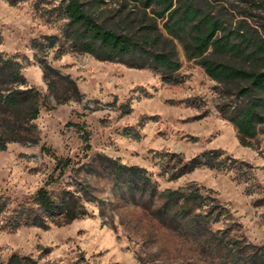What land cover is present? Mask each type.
Segmentation results:
<instances>
[{"label":"rangeland","instance_id":"obj_1","mask_svg":"<svg viewBox=\"0 0 264 264\" xmlns=\"http://www.w3.org/2000/svg\"><path fill=\"white\" fill-rule=\"evenodd\" d=\"M196 2L220 12L234 26L241 23L264 42V0L259 5L248 0ZM36 3L10 6L0 0V52L17 56L28 84L49 96L42 57H36L31 43L59 35L63 21L54 11L41 15L59 6V0H43L39 8ZM99 7L101 21L108 24L118 14H136L142 8L124 0H100ZM177 50L181 84L87 54L68 53L56 60L55 51L48 52L47 62L63 77L57 79L60 94L70 88L69 81L79 94L66 104L48 97L34 122L37 144L11 143L0 150V195L10 201V211L37 210L35 197L42 188L56 202L72 195L78 218L69 222L59 214L48 228L12 232L4 226L10 213L5 214L0 220V264H263L264 125L250 147L242 146L222 113L225 106L242 102L236 89L212 80L188 61L181 45ZM42 146L49 151L42 152ZM216 150L227 164H245L243 170L201 167L170 179L177 160L170 164V156L189 161ZM56 158L69 160L64 170ZM109 159L144 169L150 186L131 190ZM190 184L225 212L218 222L215 215L202 217L200 232L190 223L203 210L199 204L191 207L192 214L185 213L183 201L165 207L161 195Z\"/></svg>","mask_w":264,"mask_h":264},{"label":"trees","instance_id":"obj_2","mask_svg":"<svg viewBox=\"0 0 264 264\" xmlns=\"http://www.w3.org/2000/svg\"><path fill=\"white\" fill-rule=\"evenodd\" d=\"M10 6H17L28 0H5ZM54 10H42V17L51 11L63 21L59 35L44 36L31 43L36 57H42L44 79L49 96H43L28 84L23 74L24 65L17 56L0 52V150L6 151L11 143H38L37 126L34 123L45 106L48 97H54L58 104L75 100L79 90L73 81L64 93L58 91L57 79L60 72L47 62V54L55 51L54 59L60 60L68 53L87 54L101 62L120 63L130 69L150 70L161 76L168 84H181L178 75L182 64L177 46L181 45L188 61H194L214 81L236 89L242 102L228 105L222 113L237 130L242 146L250 147L264 125V42L241 23L234 26L220 12L199 5L196 0H124L141 6L136 14H118L116 22L108 24L99 17L100 0H59ZM259 5L261 0H248ZM43 0H37L39 8ZM157 7L158 10H154ZM152 10V13L149 10ZM73 94V96L71 95ZM68 126L82 131L79 125ZM130 137V133L127 134ZM84 141L90 136L84 133ZM136 137V136H135ZM42 152H48L46 146ZM170 179L176 180L198 168L207 167L219 171L235 169L242 171L245 164L232 161L227 164L221 151L204 153L189 161L180 155H172ZM57 166L66 167L68 159L56 158ZM111 169L127 178L131 190H146L151 183L147 172L136 166H125L110 160ZM64 170V169H63ZM156 191V190H155ZM195 184L178 191H165L161 195L169 207L183 201V212L193 213L191 207H201L200 214L193 216L191 226L198 232L200 219L215 215L220 221L225 215L223 208L206 200L204 192ZM154 192L153 194H155ZM37 210L20 207L9 210L10 201L0 195V220L10 213L5 228L17 231L24 227L48 228L59 214L71 222L78 218L74 197L64 196L56 202L49 191L40 189L35 197ZM62 207V208H61ZM202 214H206L201 216ZM198 218V221L194 220ZM15 259V257H14ZM256 263V260H254ZM264 264V260H263Z\"/></svg>","mask_w":264,"mask_h":264}]
</instances>
